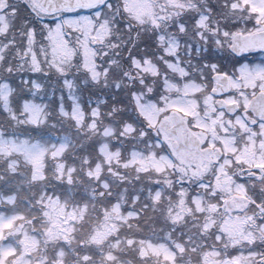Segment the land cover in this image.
<instances>
[{"label": "snow or ice", "instance_id": "1", "mask_svg": "<svg viewBox=\"0 0 264 264\" xmlns=\"http://www.w3.org/2000/svg\"><path fill=\"white\" fill-rule=\"evenodd\" d=\"M0 264H264V0H0Z\"/></svg>", "mask_w": 264, "mask_h": 264}]
</instances>
